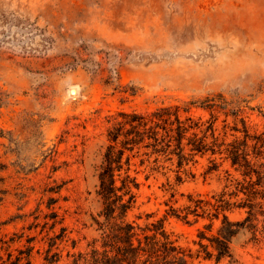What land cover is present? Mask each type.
Listing matches in <instances>:
<instances>
[{
  "label": "rangeland",
  "instance_id": "rangeland-1",
  "mask_svg": "<svg viewBox=\"0 0 264 264\" xmlns=\"http://www.w3.org/2000/svg\"><path fill=\"white\" fill-rule=\"evenodd\" d=\"M218 95L264 133V0H0V238L23 234L13 251L33 238L30 264H42L44 216L56 212L67 228L57 264H67V252L85 251L96 236L97 172L117 114ZM190 115L209 118L196 107ZM209 167L198 157L180 184L174 167L141 173L128 220L164 219L195 250L208 220L166 214L211 200L226 171L238 177L227 164ZM228 215L240 221L245 212ZM231 248L232 264H264V239L246 230Z\"/></svg>",
  "mask_w": 264,
  "mask_h": 264
},
{
  "label": "trees",
  "instance_id": "trees-1",
  "mask_svg": "<svg viewBox=\"0 0 264 264\" xmlns=\"http://www.w3.org/2000/svg\"><path fill=\"white\" fill-rule=\"evenodd\" d=\"M229 105L218 95L200 103L159 107L145 114L119 112L107 132L97 172L95 193L101 208L91 216L96 236L87 243L85 251L67 252V264H232V240L241 231L250 232L256 240L264 239V133L251 132L243 109ZM192 107L207 112L209 118L191 116ZM221 115L224 119L219 128ZM229 118L232 122L227 121ZM0 137H5L2 131ZM205 156L209 170L227 164L238 177L226 171L227 184L211 200L189 198L193 206L182 211L171 208L166 214L186 224H190V216L208 220L193 242L195 250L179 245L165 231L164 219L144 227L128 220L141 173H159L174 167L175 180L180 184L187 167ZM4 193L0 191V202ZM236 210L244 211L245 216L231 221L228 214ZM214 221L220 224L211 233ZM62 223L56 212L44 216L42 241L46 247L42 264L61 260L59 248L67 231ZM22 238L23 234L16 233L0 238V264L31 263L33 238H27L23 248L14 250L16 253L12 249ZM72 244L75 248L74 241Z\"/></svg>",
  "mask_w": 264,
  "mask_h": 264
}]
</instances>
